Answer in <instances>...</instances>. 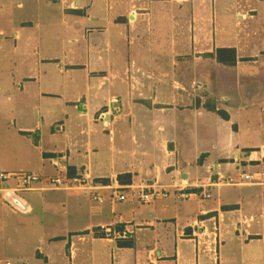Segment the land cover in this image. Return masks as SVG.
Instances as JSON below:
<instances>
[{
  "label": "crops",
  "instance_id": "0c3cea01",
  "mask_svg": "<svg viewBox=\"0 0 264 264\" xmlns=\"http://www.w3.org/2000/svg\"><path fill=\"white\" fill-rule=\"evenodd\" d=\"M215 1L0 0V171L87 173L104 198L1 185L56 223L17 263L264 264V185H208L264 169V0ZM153 183L210 197L140 201Z\"/></svg>",
  "mask_w": 264,
  "mask_h": 264
},
{
  "label": "built area",
  "instance_id": "2783aa9c",
  "mask_svg": "<svg viewBox=\"0 0 264 264\" xmlns=\"http://www.w3.org/2000/svg\"><path fill=\"white\" fill-rule=\"evenodd\" d=\"M7 182H13L14 185L9 189H3V191H10L12 194H17L21 191L30 190L35 188L41 182L45 183L49 187L53 188H63V189H87L90 190V200L94 203L101 204L104 202V198L99 193V188L97 184L92 182L90 176L87 173L77 174L74 176H68L66 174H58L56 176H40L36 173L25 172V171H0V186L5 185ZM218 185V184H256L264 185V169H259L254 172L240 173L239 180L237 178L228 176H218L217 180L208 185ZM111 190V201L113 203L121 202L126 199V195L120 192L119 186L114 182L106 186ZM189 186H183L182 184H172L169 187L161 186L156 183L143 188L139 194V200L142 202H151L157 199L166 198L173 195L177 199H188L194 196L201 198H209L210 194L204 192L191 191ZM205 184H200L195 186V188L203 189ZM104 234H115L110 229L104 230ZM0 264H13L10 259L0 258Z\"/></svg>",
  "mask_w": 264,
  "mask_h": 264
},
{
  "label": "rangeland",
  "instance_id": "374dc122",
  "mask_svg": "<svg viewBox=\"0 0 264 264\" xmlns=\"http://www.w3.org/2000/svg\"><path fill=\"white\" fill-rule=\"evenodd\" d=\"M211 1V0H210ZM233 0H216L214 9L218 7H231ZM242 12L248 13L249 5L244 2L241 6ZM6 185L13 186V182H7ZM84 208L86 212L82 214V219L89 217L90 206L92 203L85 201ZM50 214L46 210L37 208L33 213L25 215L18 209H15L12 204L3 200L0 193V258H9L14 264L16 262L15 255L20 252H29L33 247L41 244H36L38 235L46 228L56 224L50 221ZM35 217L34 219H32ZM88 244L85 249L88 250Z\"/></svg>",
  "mask_w": 264,
  "mask_h": 264
},
{
  "label": "trees",
  "instance_id": "16d2710c",
  "mask_svg": "<svg viewBox=\"0 0 264 264\" xmlns=\"http://www.w3.org/2000/svg\"><path fill=\"white\" fill-rule=\"evenodd\" d=\"M216 60L223 64H233L236 61V54L234 49H217L215 52ZM223 118H227V115L220 112Z\"/></svg>",
  "mask_w": 264,
  "mask_h": 264
},
{
  "label": "water",
  "instance_id": "95a60500",
  "mask_svg": "<svg viewBox=\"0 0 264 264\" xmlns=\"http://www.w3.org/2000/svg\"><path fill=\"white\" fill-rule=\"evenodd\" d=\"M185 176H182V178H184Z\"/></svg>",
  "mask_w": 264,
  "mask_h": 264
}]
</instances>
